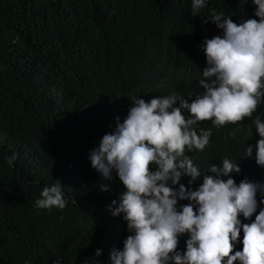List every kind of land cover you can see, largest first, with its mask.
Returning <instances> with one entry per match:
<instances>
[{"label": "trees", "instance_id": "16d2710c", "mask_svg": "<svg viewBox=\"0 0 264 264\" xmlns=\"http://www.w3.org/2000/svg\"><path fill=\"white\" fill-rule=\"evenodd\" d=\"M206 2L194 17L192 0H0V264H111L112 250L123 249L130 233L123 214L113 216L109 207L124 186L115 173L102 179L90 152L117 117L127 116L130 98L203 91L201 45L222 34L205 23L210 9L236 23L258 19L253 0ZM257 117L264 122V101L235 125L199 122L210 143L186 154L202 174L227 157L241 168L231 174L237 184L245 178L264 184L255 147L244 157L260 139ZM190 179L181 183L189 189L202 183ZM57 180L66 207L37 208L42 189ZM262 200L258 192L257 212L250 220L241 215L242 223L264 209ZM187 238L180 237L178 250H186ZM242 239L241 229L235 250Z\"/></svg>", "mask_w": 264, "mask_h": 264}, {"label": "clouds", "instance_id": "9594fccd", "mask_svg": "<svg viewBox=\"0 0 264 264\" xmlns=\"http://www.w3.org/2000/svg\"><path fill=\"white\" fill-rule=\"evenodd\" d=\"M253 3L258 19L239 23L210 9L205 23H214L222 34L201 45L207 62L199 79L203 91L188 98L176 93L147 101L130 98L127 116L122 122L117 117L114 130L90 152L91 166L102 179L111 181L115 173L125 189L109 211L123 214L130 235L122 250H112L111 264H264V209L250 223L240 219L250 220L257 212V193L264 196V184L247 178L237 184L231 174L241 168L227 157L222 167L212 164L209 174H202L186 154L210 143V131L200 128L198 133L199 122L235 125L251 118L264 101V0ZM206 6V0H192V15ZM253 123L260 139L247 145L244 157H252L255 147V162L264 167V122L257 117ZM15 159L8 158V164ZM184 176L191 178L189 184L201 178L202 183L189 189L181 183ZM109 190L110 185L101 186V191ZM40 195L35 202L39 209L66 207L59 180ZM180 201L188 203L178 208ZM241 229L243 247L237 251ZM185 234L186 250L180 251Z\"/></svg>", "mask_w": 264, "mask_h": 264}]
</instances>
